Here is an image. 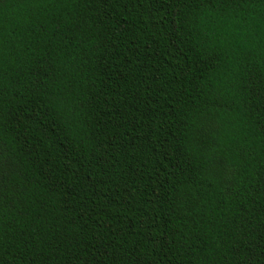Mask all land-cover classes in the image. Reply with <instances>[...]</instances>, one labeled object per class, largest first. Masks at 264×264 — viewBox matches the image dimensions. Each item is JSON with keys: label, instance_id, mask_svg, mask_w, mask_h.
I'll use <instances>...</instances> for the list:
<instances>
[{"label": "trees", "instance_id": "trees-1", "mask_svg": "<svg viewBox=\"0 0 264 264\" xmlns=\"http://www.w3.org/2000/svg\"><path fill=\"white\" fill-rule=\"evenodd\" d=\"M0 264H264V0H0Z\"/></svg>", "mask_w": 264, "mask_h": 264}]
</instances>
